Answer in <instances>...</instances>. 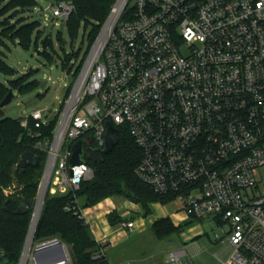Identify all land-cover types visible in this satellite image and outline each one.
<instances>
[{"label":"built area","instance_id":"built-area-1","mask_svg":"<svg viewBox=\"0 0 264 264\" xmlns=\"http://www.w3.org/2000/svg\"><path fill=\"white\" fill-rule=\"evenodd\" d=\"M74 11L63 0L41 13L44 23L62 26ZM109 23L101 47L100 36L75 85L67 86L53 137L34 145L47 154L46 196L71 194L65 209L86 221L77 197L94 176L86 147H105L108 123L124 126L142 151L140 181L157 194H174L189 218L228 226L232 254L223 264H264V0H115L103 32ZM46 112L23 119L32 138L41 132L29 121L37 130L47 126ZM79 141L85 155L72 165ZM38 213L39 205L34 222ZM122 228L133 231L136 222ZM59 241H34L21 264H74L64 243L54 247ZM44 247L50 249L33 255ZM185 256L182 249L167 260L177 264Z\"/></svg>","mask_w":264,"mask_h":264},{"label":"trees","instance_id":"trees-1","mask_svg":"<svg viewBox=\"0 0 264 264\" xmlns=\"http://www.w3.org/2000/svg\"><path fill=\"white\" fill-rule=\"evenodd\" d=\"M55 2L63 0H52ZM74 3L75 11L66 22V26L73 39L77 38L81 28L87 38L88 47L82 55L84 45L77 52L68 53L64 46L67 41L59 39L61 53L59 54L52 40L43 42L39 46L40 33L35 37L39 23H25V17L15 19L18 13L31 10L37 2L35 0H0V42L11 40L15 45L29 50L35 39L37 52L48 64L57 58L62 62L63 70L76 80L84 62L97 39V36L108 19L115 0H69ZM11 11H14L11 13ZM11 13V15H10ZM38 70H29L18 78L16 70L0 57V74L14 78L7 83L0 81V103L10 90L19 95H28L39 87V81L34 77ZM72 86L70 87L71 90ZM69 95V92H68ZM59 116L48 121L47 126L35 129L33 120L29 127L41 132V137L32 138L22 125V118L5 116L0 108V253L3 257L0 264H19L30 229L33 207L23 214L16 211L22 207L25 200L35 201L44 174L47 154L34 148L38 139L52 138L57 127ZM119 141L114 149L108 153L101 163H87L94 170L92 179L84 181L77 197L81 207L88 209L115 196L122 197L134 204H139L142 214H151L152 204L167 205L174 202V194L160 195L138 179L135 170L142 158V151L124 126H117ZM34 152L37 163H31L26 169L18 164L25 152ZM72 195H47L40 215L35 234V244L51 239H58L70 250L74 264H110L103 252L104 245L96 241L89 225L84 219L67 211L65 208L72 200ZM196 218H189L178 226L171 218L157 220L151 230L157 239H166L174 234H181L193 227ZM112 226L126 222L117 211L108 215Z\"/></svg>","mask_w":264,"mask_h":264},{"label":"rangeland","instance_id":"rangeland-1","mask_svg":"<svg viewBox=\"0 0 264 264\" xmlns=\"http://www.w3.org/2000/svg\"><path fill=\"white\" fill-rule=\"evenodd\" d=\"M35 1L37 5L32 8L33 13H29L28 20L24 22L30 24L39 23L35 31V37L41 32L39 40L40 51L43 48V42L49 39L53 41L56 50L60 54L62 51L59 39H62L67 41L64 49L68 53L77 52L80 46L84 45L83 55L88 47V41L84 36L83 29L81 28L77 38L73 39L65 25L66 23L62 26L44 23V15L41 13L42 8H46L52 0ZM13 12L11 11V13ZM23 17L24 12L18 13L14 18L20 19ZM2 20L0 18V21ZM106 22L102 26L97 39L101 36ZM181 49L185 55L190 53V49L185 44L182 45ZM0 57L16 70L14 78L22 76L29 70H38L34 79L39 81V87L28 95H19L15 92L13 101L3 109L5 116L24 119L36 110L47 109L46 115L49 116L50 120L59 116V123L64 111V101L69 92L67 86H74L76 83L73 76L63 70L62 61L57 58L54 63L48 64L38 54L35 39L29 50L15 45L9 39H5L4 43L0 42ZM48 76H51L54 82H47ZM14 78L0 74V81L4 83ZM110 199H113L114 203L118 204L119 212H124L123 219L139 223V226H147L143 231H127L124 241L118 247L107 251V258L110 264H173L167 260L169 254L182 249L186 251L188 264H223L228 261L232 254L231 246L225 241L229 231L228 226L219 224L216 219L209 216L198 219L193 224V229L188 230L185 234H174L166 239H157L155 237L150 228L152 220L157 221L166 218L173 212H177L179 217H181L177 223H182L189 219L183 211V206L179 200L167 205L152 204L151 214L144 217L139 204H137L138 210H135L133 209L135 208L134 205L122 197L115 196ZM114 229L120 232L123 231L122 223L116 225ZM177 264L183 263L180 261Z\"/></svg>","mask_w":264,"mask_h":264},{"label":"water","instance_id":"water-1","mask_svg":"<svg viewBox=\"0 0 264 264\" xmlns=\"http://www.w3.org/2000/svg\"><path fill=\"white\" fill-rule=\"evenodd\" d=\"M14 97H15L14 91L10 90L9 93L7 94V96L0 103V108L3 109L7 105H9L13 101ZM118 141H119L118 130L111 123H108L107 124L105 147L103 149H100V148H93L91 146H87L86 151L88 153V156H87L88 160H90L91 163H93V164L101 163L104 160L105 156L114 149V147L117 145ZM84 155H85V142L79 141L74 146V153H73V157L71 159V164L72 165L80 164L83 161ZM34 162L37 163V158H36L35 153L28 151L22 155L18 166L24 170L31 163H34ZM43 178H44V176H43ZM43 180L44 179H42V181ZM42 188L43 187H42V182H41L40 189H39L38 196H37L36 200L35 201H31V200L23 201L22 202L23 206L19 207L18 210L16 211V214L20 215V214L25 213L27 211V209H30L32 207L34 209H36L37 205H39V213L37 215L35 222L33 221V219L31 221L30 229H29V232L27 235L26 243H25L24 250H23L22 257L20 259L19 264H21L24 260L25 251L28 249L27 251L29 253L32 250V247H33V244L35 241V234L37 231V227H38L39 220H40V215H41L43 205L45 202V198H46V188H44V190ZM42 191H43V195H41ZM61 246H62V242L59 241L57 243V246H54V247L59 249V248H61ZM49 249H50V247H44L41 249H34L33 255L35 257H38L39 255L45 253ZM57 260L59 261L60 259H57Z\"/></svg>","mask_w":264,"mask_h":264},{"label":"crops","instance_id":"crops-1","mask_svg":"<svg viewBox=\"0 0 264 264\" xmlns=\"http://www.w3.org/2000/svg\"><path fill=\"white\" fill-rule=\"evenodd\" d=\"M130 203L134 205L135 208L133 209L138 210L137 204H133L132 202ZM113 211H117L121 217H123L124 215V212H119L118 204H115L113 199H107L94 207L85 209L86 223L89 225L96 241L99 242L104 238V236H108V239H109L108 242L102 243L104 245L103 252L105 253V255H107V251L109 249L118 247L120 243H122L126 237L125 231L120 232L119 230L114 229L115 226H112L109 223L108 215ZM165 215H168V214H165ZM168 217L171 218V220L174 222L176 226L180 224V223H177V221L181 219V217H179V214L177 212L171 213ZM155 222L156 220L154 221L152 220V223L150 225L152 226ZM146 228L147 226L146 227L145 225L139 226V223H136V228L133 231L134 232H136V230L143 231ZM192 229L193 227L189 228L188 230H192ZM188 230H186L185 232L181 234H185ZM186 259H187V256H185L184 259L182 260L183 264H188Z\"/></svg>","mask_w":264,"mask_h":264},{"label":"bare ground","instance_id":"bare-ground-1","mask_svg":"<svg viewBox=\"0 0 264 264\" xmlns=\"http://www.w3.org/2000/svg\"><path fill=\"white\" fill-rule=\"evenodd\" d=\"M109 27H110V23L107 25L106 29L104 30L103 34L100 37V40H99V43H98V46H97L98 50L101 47L102 43L104 42V40H105V38L107 36V31H108ZM41 195H43V191H42ZM23 263H24V260H23Z\"/></svg>","mask_w":264,"mask_h":264}]
</instances>
